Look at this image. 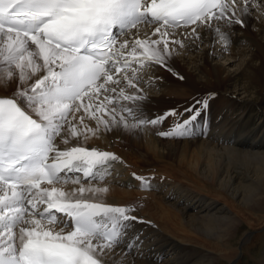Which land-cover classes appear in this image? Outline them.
Masks as SVG:
<instances>
[{
	"label": "snow or ice",
	"instance_id": "6c2138e0",
	"mask_svg": "<svg viewBox=\"0 0 264 264\" xmlns=\"http://www.w3.org/2000/svg\"><path fill=\"white\" fill-rule=\"evenodd\" d=\"M262 5L264 0H0V88L17 84L0 96V264H117L110 254L129 240L130 222L138 218L130 215L132 206L92 202L107 189L83 181L104 179L111 163L122 161L85 146L87 140L162 125L169 117L173 123L157 133L161 137L196 134L198 121L207 124L209 100L196 98L183 110L147 117L141 74L153 65L171 71L173 46L201 40L200 28L211 29L213 41L218 36L227 48L229 34L220 22L245 27V17ZM145 24L155 28L140 38ZM182 27L190 31L178 36ZM125 88L134 91L126 94ZM132 177L140 187H152V177ZM68 182L79 187H58ZM124 246L136 245L129 240Z\"/></svg>",
	"mask_w": 264,
	"mask_h": 264
},
{
	"label": "bare ground",
	"instance_id": "6f19581e",
	"mask_svg": "<svg viewBox=\"0 0 264 264\" xmlns=\"http://www.w3.org/2000/svg\"><path fill=\"white\" fill-rule=\"evenodd\" d=\"M262 12L264 8L246 16L245 27L220 22L221 30L229 34L227 48L218 36L213 41L211 29L200 28L201 40L173 46L168 60L171 71L153 65L141 74L147 117L173 108L183 110L196 98L209 100L207 124L198 121L201 127L196 134L161 137L157 133L173 123L169 117L162 125L134 132L115 130L87 140L85 146L116 153L122 161L112 162L104 179L83 181L107 189L92 202L132 206L130 215L138 218L130 222L128 231L136 246L125 248L126 240L110 254L117 264L121 260L123 264H218L220 260L235 264L251 230L264 226ZM154 28L140 29L139 36H151ZM182 31L190 28L179 29L177 35ZM240 58L241 63L235 64ZM16 86L15 80L5 83L0 96H9ZM208 90L215 95L206 94ZM132 91L125 88L126 94ZM86 123L96 126L94 121ZM132 173L152 177V187H140ZM58 187L68 191L79 185L68 182ZM255 264H264V249Z\"/></svg>",
	"mask_w": 264,
	"mask_h": 264
},
{
	"label": "rangeland",
	"instance_id": "374dc122",
	"mask_svg": "<svg viewBox=\"0 0 264 264\" xmlns=\"http://www.w3.org/2000/svg\"><path fill=\"white\" fill-rule=\"evenodd\" d=\"M264 8V7H262ZM251 14H253V11H251ZM143 30V28H140ZM139 29V32H140ZM140 34V33H139ZM179 34V33H177ZM249 51L246 50L247 56H249ZM239 58V56H238ZM242 58H240L235 64L241 63ZM219 61V59H218ZM232 61V60H231ZM221 63H223V60H220ZM41 63V62H38ZM227 66V64H224ZM206 94H210V91H206ZM246 226V225H245ZM242 228L241 231L246 230L247 227ZM245 247V248H244ZM243 247V252L239 255L237 259V263L235 264H255V260L260 256L261 252L264 249V226L259 229H253L251 230V234L248 238L247 243ZM218 264H228L225 262V260H220V263Z\"/></svg>",
	"mask_w": 264,
	"mask_h": 264
}]
</instances>
